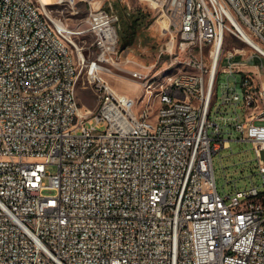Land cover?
Wrapping results in <instances>:
<instances>
[{"label":"built area","instance_id":"built-area-1","mask_svg":"<svg viewBox=\"0 0 264 264\" xmlns=\"http://www.w3.org/2000/svg\"><path fill=\"white\" fill-rule=\"evenodd\" d=\"M83 1L87 17L73 26L51 3L0 0V264H264V188L223 194L214 168L229 125L252 142L264 187L262 67L232 60L264 58L235 22L264 47V0H140L165 17L167 51L177 36V60L199 65L162 86L145 83L152 69L121 49L115 0ZM228 33L252 49L226 52L223 66L210 53ZM124 72L143 84L139 112L109 82ZM221 72L222 103L236 115L213 113ZM55 78L65 86L39 94ZM81 83L95 109L82 104Z\"/></svg>","mask_w":264,"mask_h":264},{"label":"rangeland","instance_id":"rangeland-1","mask_svg":"<svg viewBox=\"0 0 264 264\" xmlns=\"http://www.w3.org/2000/svg\"><path fill=\"white\" fill-rule=\"evenodd\" d=\"M56 12L64 17L71 25L81 23L88 14V9L85 1L76 0L75 4L63 3L55 5ZM114 11L120 16V47L126 50V54L132 58L135 63L143 67L142 70L150 71L151 76H156L162 82L170 81L171 78L184 71H190L191 68L187 62L177 60V55L180 49V38L176 36L174 54L171 55L167 51L170 43V33L166 30L164 25V18L162 12L154 9L140 0H115ZM257 39V38H256ZM89 43L91 39L87 40ZM79 43L85 44V41L78 40ZM87 44V43H86ZM235 48L247 49V54L251 53V47L244 43L239 37L234 34H227V41L225 50L227 52ZM89 54V50H85ZM246 55V54H245ZM245 55L237 54L232 60L240 62L244 65L243 69L246 71H256V64L262 67V71L257 75L258 81L264 86V58L259 54H255L248 59ZM181 58H185V53L181 54ZM230 63L228 58H225L223 66ZM133 63L129 64L132 65ZM130 68L136 69L135 65ZM243 72L236 73V76L241 80ZM228 74L221 72L218 77V85L215 98L217 103L214 106V114L232 116L236 115V106L232 104L222 103V89L225 82H227ZM109 82L112 87L119 93L135 98L137 105L135 110L139 112L148 103V98L145 97V90L140 80H135L128 72H124L110 77ZM231 84H235V78L231 77ZM79 98L83 105L95 109L98 101L97 96L91 90L85 88L82 83L78 87ZM218 107H221L217 113ZM238 110L243 112V104L238 106ZM101 129V128H100ZM225 136L231 137L230 146L222 148L220 153L214 155V168L216 174V181L218 189L221 193H231L236 189H247L253 182L260 186L262 190L263 179L258 168L257 154L252 142L236 140L239 137L231 126H225ZM50 174L58 173V166L49 164L47 166ZM49 182V178H47ZM47 193H54L48 190Z\"/></svg>","mask_w":264,"mask_h":264},{"label":"bare ground","instance_id":"bare-ground-1","mask_svg":"<svg viewBox=\"0 0 264 264\" xmlns=\"http://www.w3.org/2000/svg\"><path fill=\"white\" fill-rule=\"evenodd\" d=\"M46 3H51V7H54L55 5H61L63 4L62 0H42ZM236 24L240 28L241 32L243 33V38L247 39L251 43H253L258 48L264 50V47L260 44V42L254 40L249 33L246 31V29L240 25V23L235 20ZM86 32L87 34H94V24H86ZM226 41L223 40L222 44L219 46L217 50H211L210 53V60H217V61H224V58L226 57ZM187 65L191 68L190 71H184L175 76V78L181 77L182 75H198L199 74V65H192L191 63L187 62ZM171 79H174L173 77ZM145 83H152L153 86H162L164 81L162 82L159 78L156 76H151V74L145 75ZM194 85L196 86H203V76H196L194 77ZM62 86H65V78H55L52 82L45 83V86L39 87V94H51L55 92L56 90L62 88ZM216 94H211V98H215Z\"/></svg>","mask_w":264,"mask_h":264}]
</instances>
